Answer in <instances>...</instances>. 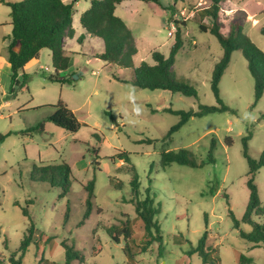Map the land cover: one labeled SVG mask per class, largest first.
<instances>
[{
	"label": "rangeland",
	"instance_id": "rangeland-1",
	"mask_svg": "<svg viewBox=\"0 0 264 264\" xmlns=\"http://www.w3.org/2000/svg\"><path fill=\"white\" fill-rule=\"evenodd\" d=\"M160 1L163 8L154 2L140 1L134 6L138 12L128 14L139 50L135 65L143 60L152 62L154 50L168 55L176 21H184V46L173 69L179 79H188L197 88L198 99L136 87L130 81L132 69H120L97 59L95 55L101 49L94 48L99 44H90L89 39L73 42L70 48L69 69L59 76L70 78V83L50 81L54 68L49 50L45 49L38 64L27 72V87L14 96L10 93L8 69L11 8L0 2V134H9L0 142V257L4 264H9L12 255L19 257L18 248L31 221L37 228L35 239L40 249L31 244L22 264H39L41 257L51 263L62 262L63 241L74 243L85 256L83 263L74 264H202L199 255L192 251L205 231L207 243L215 249L220 264H264L263 246L240 238L229 216L232 211L240 219L249 200V165L243 155L242 138L253 134L249 141L253 158L258 159L264 151V93L253 107L254 77L242 51H234L220 83L222 99L234 113L193 117L165 140L179 116L163 112L164 108L197 110L199 103L217 105L211 76L223 49L216 36L203 32L193 21L197 8L208 5L209 0ZM89 5L90 0H78L74 15L77 29L81 14ZM222 8L264 51V35L260 31L264 27V0H227ZM116 13L124 16L123 8ZM204 22L210 24L211 19L205 18ZM68 45L71 47L72 42ZM46 65L49 71L44 69ZM113 74L128 82L115 80ZM60 101L81 122L77 133L47 121L55 111L53 106ZM212 137L217 139L213 163L201 168L176 163L160 166L165 151L181 148H189L199 160H205ZM146 139L156 141L140 142ZM119 150L131 154L140 175L141 194L150 186L161 206L157 219L163 244L155 243L146 252L134 244L133 257L126 254L122 236L116 243L108 233L113 227L129 224L136 235L144 234L132 202L130 174L124 171L125 164L113 157ZM59 164L71 169L64 193L63 185L52 186L51 175L41 170L42 166ZM93 179L94 192L89 199L92 207L83 219L89 197L87 187ZM120 182L123 188L116 186ZM256 183L264 205V167L259 170ZM24 208L29 216L24 215ZM257 219L264 223V216ZM243 228L248 230L250 226ZM40 232L53 238L45 243L38 239ZM239 253L247 262H240Z\"/></svg>",
	"mask_w": 264,
	"mask_h": 264
},
{
	"label": "trees",
	"instance_id": "trees-1",
	"mask_svg": "<svg viewBox=\"0 0 264 264\" xmlns=\"http://www.w3.org/2000/svg\"><path fill=\"white\" fill-rule=\"evenodd\" d=\"M124 0H90L89 7L82 12L80 16V25L84 32L77 39L79 43L83 42L86 37L99 39L103 42V50L97 53L95 57L106 62L109 65L116 66L120 69H132L133 77L130 80L132 84L140 89L164 90L171 93H179L187 97L199 98L197 88L188 79H179L173 66L176 57L184 46V38L182 35V27L186 26L184 21H176L177 29L174 42L172 43L168 55L154 50L152 52L153 63L146 60L135 65L134 57L138 54V47L135 36L127 23L116 14L117 6ZM143 2H154L160 7H164L160 0H140ZM174 3L183 2L185 0H173ZM227 0H209V4L197 8V17L193 21L197 22L199 28L203 32H210L218 39L223 49V54L215 63L211 76V90L216 98L217 105L198 104V109L174 110L171 107L164 108L162 111L179 116V121L174 124L164 139L167 140L175 132L185 126L193 117H204L215 113H224L234 111L223 101L221 96L220 83L223 75L230 65L231 57L234 51H242L244 57L248 61L249 70L254 77V103L253 107L258 103L264 93V51L260 49L252 39L242 31L240 25L236 24L232 14H227L222 4ZM0 2L11 8V26L12 31L9 35L11 39L8 45L9 65L11 73L10 93L14 96L27 87L29 75L24 68L32 59L39 58V54L43 50H49L52 57V65L54 73L49 77L50 81L68 82L72 80L68 77L60 79L61 73L69 69L71 62V54L65 48V39H72L76 30L73 26L74 15L77 12L78 0H15ZM233 9V8H229ZM228 10V9H227ZM205 18H210L211 23L206 24ZM226 19V21H223ZM264 35V27L261 28ZM18 47V50L16 48ZM115 80L128 82L116 74H113ZM55 111L46 119L53 123L56 127L77 133L82 124L72 109L64 102L60 101L53 106ZM264 118V114L262 116ZM9 134H0V142L5 140ZM253 134L242 138L243 155L246 158L249 171L247 173V187L249 189V200L243 216L238 219L235 214L230 211L229 216L233 221V227L239 231V236L247 242L255 245H262L264 248V223L258 220V217L264 216V205H262L259 193V187L256 183V176L259 170L264 167V151L258 159L253 158L249 153V141ZM154 139H146L140 142L153 143ZM229 145L233 143L232 139H227ZM217 146V139L211 138L210 150L206 159L199 160L197 155L189 148H181L178 150H168L161 155L160 166L166 168L173 163L188 166L191 168H201L207 163L214 162V150ZM115 159L125 164L124 171L130 174V192L132 194V202L139 222L142 225L144 234L138 236L134 233L132 227L126 224L124 227H113L108 233L113 241L120 243V237L126 242L124 250L126 254L134 256L132 245L136 244L141 252L154 245L155 243L163 244L164 237L157 216L160 214L161 206L156 202V195L151 193L150 186L141 194V179L136 166L131 161V154L124 150H119L113 156ZM112 157V159H113ZM42 172L51 175L52 186H62L63 193L67 191L71 169L67 164L45 165L41 167ZM60 176L64 177L63 179ZM94 179L88 185L89 197L87 200V208L83 219H86L91 211L92 202L89 200L94 192ZM123 188V183L116 185ZM69 207L65 218L68 217ZM25 216H29L27 208L23 209ZM244 225H249L250 229L246 230ZM37 228L35 223L31 221L27 233L24 235L19 250V257L14 255L10 257L9 264H22L25 254L28 252L29 246L34 244L36 250L40 249V245L35 239ZM52 236H46L40 232L38 239L48 243ZM208 231H205L200 238L198 245L193 249V253H197L202 264H220L219 257L214 255L215 249L207 243ZM65 251L62 262L51 263L41 257L40 263L44 261L47 264H74L75 261L84 262L85 256L81 250L76 249L74 243L68 244L63 241L61 243ZM238 258L241 263L247 260L239 253ZM250 260V259H248ZM249 262V261H248ZM0 264L4 261L0 257Z\"/></svg>",
	"mask_w": 264,
	"mask_h": 264
},
{
	"label": "crops",
	"instance_id": "crops-1",
	"mask_svg": "<svg viewBox=\"0 0 264 264\" xmlns=\"http://www.w3.org/2000/svg\"><path fill=\"white\" fill-rule=\"evenodd\" d=\"M10 1H12V0H10ZM13 1H15V0H13ZM65 1H69V0H65ZM139 2H140V0H124L123 2H121L118 6H117V9H116V12H117V10H118V8H123V14H124V16L123 15H120V17L127 23V25L129 26V28L131 29V26H130V23H129V21H128V19H129V17H128V14H132L133 12H135V10H136V13L138 12V9H136V8H134V6H137V4H139ZM78 5V2H77V4H76V6ZM77 11H78V9H77ZM77 13V12H76ZM117 14V13H116ZM119 16V15H118ZM79 23H80V20H79ZM80 25V24H79ZM73 26H74V22H73ZM74 28H75V30H76V34H75V36L72 38V39H65V43H64V45H65V48H66V50L68 51V52H70L71 51V49L70 48H72L73 47V42H77V43H79L78 42V38H79V36L84 32V30H83V28L81 27V25H80V29H77L75 26H74ZM10 29H11V31H12V26L10 25ZM132 30V29H131ZM11 34V33H10ZM10 34H8L7 35V38H8V40H9V42H8V45L10 44V42H11V39L9 38V35ZM86 40L87 39H89L90 41V44H99V45H97L98 47H94V48H99V49H101L100 50V52H102V50H103V42L101 41V40H99V39H93V38H91L90 36H88V37H86L85 38ZM135 39H136V37H135ZM93 40V41H92ZM69 42H72V46L70 47L68 44H69ZM137 43V42H136ZM93 46V45H92ZM84 47V46H83ZM138 47V46H137ZM16 50H18V47L16 48ZM43 51H41L40 52V54L42 53ZM49 53V55H51V52L50 51H48ZM138 52H139V50H138ZM40 54H39V57H40ZM70 54L72 55V53L70 52ZM151 57H152V55H151ZM52 58V57H51ZM38 61H39V58H37V59H32L29 63H27V65L25 66V68H24V70H25V72L27 73L28 72V70L30 69V68H32V67H34V66H36L37 64H38ZM135 62V61H134ZM149 62V61H148ZM150 63H153V60H152V62H150ZM47 66V65H46ZM45 67V66H44ZM10 68V65H8V69ZM9 73H10V70H9Z\"/></svg>",
	"mask_w": 264,
	"mask_h": 264
},
{
	"label": "built area",
	"instance_id": "built-area-1",
	"mask_svg": "<svg viewBox=\"0 0 264 264\" xmlns=\"http://www.w3.org/2000/svg\"><path fill=\"white\" fill-rule=\"evenodd\" d=\"M171 34H172V32L170 33V35H171ZM44 69L47 70V71L50 70V68H49L48 66H45ZM51 70H52V69H51Z\"/></svg>",
	"mask_w": 264,
	"mask_h": 264
}]
</instances>
